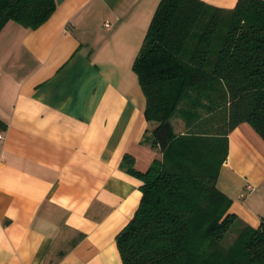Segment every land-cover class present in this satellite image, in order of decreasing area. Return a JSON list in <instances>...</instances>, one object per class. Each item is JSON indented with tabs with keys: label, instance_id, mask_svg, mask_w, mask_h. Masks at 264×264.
<instances>
[{
	"label": "crops",
	"instance_id": "0c3cea01",
	"mask_svg": "<svg viewBox=\"0 0 264 264\" xmlns=\"http://www.w3.org/2000/svg\"><path fill=\"white\" fill-rule=\"evenodd\" d=\"M54 2L37 27L0 30V264H123L116 236L142 180L122 159L144 172L160 156L142 141L154 123L132 69L159 0ZM217 187L241 222L264 220V139L247 122Z\"/></svg>",
	"mask_w": 264,
	"mask_h": 264
},
{
	"label": "trees",
	"instance_id": "16d2710c",
	"mask_svg": "<svg viewBox=\"0 0 264 264\" xmlns=\"http://www.w3.org/2000/svg\"><path fill=\"white\" fill-rule=\"evenodd\" d=\"M54 9V0H0V30L10 20L35 28ZM132 69L154 123L142 141L160 156L144 172L122 159L142 180L116 236L122 263L264 264V220L241 222L217 187L233 128L247 122L264 139V0H159Z\"/></svg>",
	"mask_w": 264,
	"mask_h": 264
},
{
	"label": "rangeland",
	"instance_id": "374dc122",
	"mask_svg": "<svg viewBox=\"0 0 264 264\" xmlns=\"http://www.w3.org/2000/svg\"><path fill=\"white\" fill-rule=\"evenodd\" d=\"M174 122V128L177 131H180L181 129H184V127L182 126L181 122L179 120H173ZM230 232V230L228 231V233ZM227 233V234H228ZM231 237H233V234L231 233L230 236L227 238V240H231Z\"/></svg>",
	"mask_w": 264,
	"mask_h": 264
},
{
	"label": "built area",
	"instance_id": "2783aa9c",
	"mask_svg": "<svg viewBox=\"0 0 264 264\" xmlns=\"http://www.w3.org/2000/svg\"><path fill=\"white\" fill-rule=\"evenodd\" d=\"M106 25H108V24L106 23Z\"/></svg>",
	"mask_w": 264,
	"mask_h": 264
}]
</instances>
